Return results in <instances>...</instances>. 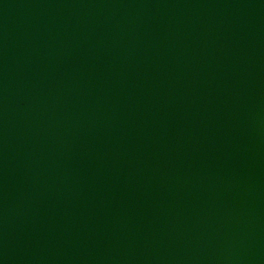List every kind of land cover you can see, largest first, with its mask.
Returning <instances> with one entry per match:
<instances>
[{"label":"water","instance_id":"obj_1","mask_svg":"<svg viewBox=\"0 0 264 264\" xmlns=\"http://www.w3.org/2000/svg\"><path fill=\"white\" fill-rule=\"evenodd\" d=\"M0 264H264V0H0Z\"/></svg>","mask_w":264,"mask_h":264}]
</instances>
